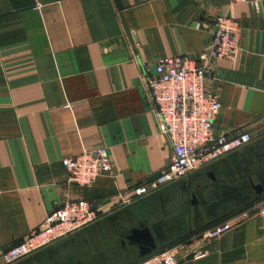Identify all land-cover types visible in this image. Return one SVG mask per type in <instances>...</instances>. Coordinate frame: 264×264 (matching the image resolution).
Returning <instances> with one entry per match:
<instances>
[{
    "label": "crops",
    "instance_id": "1",
    "mask_svg": "<svg viewBox=\"0 0 264 264\" xmlns=\"http://www.w3.org/2000/svg\"><path fill=\"white\" fill-rule=\"evenodd\" d=\"M120 3L0 0V263L3 250L67 199L85 198L107 212L73 241L59 240L26 264H127L138 250L125 233L144 216L166 240L176 236L180 209L174 191L126 203L117 197H127L171 154L147 98L145 74L154 73L156 59L165 55L206 62L216 15L238 21L240 47L233 58L214 60L206 80L220 102L213 132L261 126L264 1ZM101 146L112 171L88 186L69 182L62 159ZM208 164L182 178L188 187L216 181L238 187L247 162L226 154ZM189 198L188 191L182 194V200ZM191 207L193 216L203 215L200 205ZM227 219L233 226L205 245L204 256L178 264H264V219L244 218L241 210Z\"/></svg>",
    "mask_w": 264,
    "mask_h": 264
},
{
    "label": "built area",
    "instance_id": "2",
    "mask_svg": "<svg viewBox=\"0 0 264 264\" xmlns=\"http://www.w3.org/2000/svg\"><path fill=\"white\" fill-rule=\"evenodd\" d=\"M250 2L254 6L264 0H233ZM240 47L238 21L231 16L216 15L211 21V49L203 55L206 62L198 64L187 55H165L156 59L154 73L145 74L148 101L163 133L171 144L168 163L137 184L126 197L118 194L117 202L126 203L159 187L185 177L190 172L239 149L264 134V118L257 131L246 127L233 133L214 134V121L220 109L216 94L206 88L211 65L219 58H233ZM147 69V66H144ZM67 180L78 186H88L99 176L112 171L106 147L83 149L79 154L62 159ZM107 210L94 201L67 199L53 208L42 224L25 234L19 242L3 250L0 264H12L42 248L62 240L77 230L101 218ZM244 218L253 215L264 219V199L242 210ZM233 226L231 220L221 221L198 234L153 254L136 264H178L179 259L192 254L205 255V245Z\"/></svg>",
    "mask_w": 264,
    "mask_h": 264
},
{
    "label": "water",
    "instance_id": "3",
    "mask_svg": "<svg viewBox=\"0 0 264 264\" xmlns=\"http://www.w3.org/2000/svg\"><path fill=\"white\" fill-rule=\"evenodd\" d=\"M116 3L121 8L120 0H116ZM227 156H240L243 162H247L243 166L244 173L240 176L242 181L238 187L231 186L227 188L221 181L209 184L198 183L188 187L186 180L180 178L143 195L144 197L142 198H145L146 196L159 195L168 191H174L177 194V207L180 209V212L178 213V225L175 227L177 229L176 236L170 240H166L156 228H150L148 220L144 216L139 226L130 227L125 233V237L130 242L136 244L138 250L136 258L127 264H136L153 254L161 252L224 221V219L236 211H242L264 199V137L229 152ZM204 166H207V164ZM186 191H188L191 198L184 201L182 200V194ZM203 193L204 196L202 195ZM199 205L203 210V215L200 218L197 212L194 216L192 215V210L195 209L191 207ZM98 220L93 223L96 224ZM93 223L77 230L66 238L73 241L75 236L87 230ZM50 248H52V244L12 264H25L31 257L41 254ZM188 258H192V254L187 255L183 259Z\"/></svg>",
    "mask_w": 264,
    "mask_h": 264
},
{
    "label": "flooded vegetation",
    "instance_id": "4",
    "mask_svg": "<svg viewBox=\"0 0 264 264\" xmlns=\"http://www.w3.org/2000/svg\"><path fill=\"white\" fill-rule=\"evenodd\" d=\"M26 263H27V262H26ZM26 263H25V264H26Z\"/></svg>",
    "mask_w": 264,
    "mask_h": 264
}]
</instances>
